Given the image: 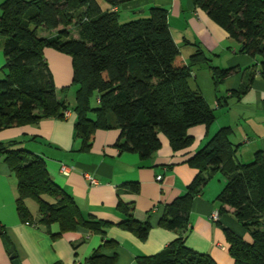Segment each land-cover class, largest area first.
<instances>
[{
  "label": "trees",
  "instance_id": "obj_1",
  "mask_svg": "<svg viewBox=\"0 0 264 264\" xmlns=\"http://www.w3.org/2000/svg\"><path fill=\"white\" fill-rule=\"evenodd\" d=\"M129 0H3L0 4V47L5 55L4 77L0 79V129L37 123L45 118H65L76 114L75 134L81 150L91 146L97 129L120 130L115 146L119 151L136 152L149 159L160 148L163 133L172 148L189 146L193 138L187 130L195 125L209 127L215 121L214 109L201 92L192 89L193 68L210 70L218 86L235 67L211 64L207 54L196 46L186 61L173 41L167 10L151 7L146 17L119 21L116 7ZM196 7L240 44V51L259 58L258 70L264 79V0H192ZM77 30V37L70 29ZM47 32L39 36L38 30ZM52 32H54L52 34ZM52 47L72 59V84L76 86L72 106L65 90L53 83L43 49ZM253 75L233 95L240 97L250 87ZM96 98V105L92 99ZM233 129L219 128L205 146L186 163L197 174L183 194L165 206L159 225L181 233L152 255H138V264H217L208 253L189 248L186 229L194 198L217 174L226 184L216 196L218 215L232 208L235 219L251 236L223 228L228 252L234 264H264V154L256 151L249 162L235 158L231 141ZM16 139L0 141V161L7 164L16 179V211L25 224L59 225L53 238L76 228L102 237V244L88 257L89 264H116V255L101 252L118 243L105 237L114 224L93 215H84L74 198L53 182L44 160L19 147ZM126 191L139 192V183L122 184ZM120 190L117 191L118 194ZM37 205L35 217L29 203ZM122 216L115 223L145 240L151 229L148 220L134 217V202H117Z\"/></svg>",
  "mask_w": 264,
  "mask_h": 264
},
{
  "label": "crops",
  "instance_id": "obj_2",
  "mask_svg": "<svg viewBox=\"0 0 264 264\" xmlns=\"http://www.w3.org/2000/svg\"><path fill=\"white\" fill-rule=\"evenodd\" d=\"M151 7L167 10L171 37L186 61L198 45L212 65L236 68L218 86L213 84L208 68H193L189 85L199 90L214 109L215 121L209 127L203 124L190 127L187 133L193 141L189 146L174 151L167 137L159 133L160 148L151 158L142 161L136 152L119 151L115 142L120 130L110 128L97 129L91 146L81 150V140L75 134L76 114L72 109L63 119L45 118L33 124L0 129V141L19 140L20 148L44 160L53 182L74 198L84 215L114 223L106 228L105 237L117 241L118 245L103 247L101 252L115 254L116 264H138V255L158 252L181 233V230L161 227L160 217L165 206L183 194L197 174V169L186 160L205 146L219 128L233 129L231 141L238 161H251L259 150L264 154V79L257 72L260 59L241 52L239 42L230 38L192 0H129L115 9L119 21L125 22L146 17ZM70 34L77 37L76 28L72 27ZM43 55L55 87L58 90L70 87L66 85L72 82L71 57L49 47L43 49ZM4 65L5 55L0 47V79L5 74ZM250 75L253 79L247 92L240 97L233 95L232 90L239 88ZM86 174L93 176L97 183L91 184ZM158 175L161 180L156 179ZM217 176L193 200L186 244L195 251L208 253L217 264H234L223 228L248 243L252 239L229 206H225L226 211L217 219L211 217L219 209L215 199L223 187V183H215ZM126 182L139 183V192L124 190L122 184ZM16 194V179L7 164L0 161V264H12L10 247L19 264H89L87 257L102 244L101 235L79 227L53 238L51 234L59 232L57 223L46 226L21 222L16 211ZM119 198L125 203L134 202L137 220L149 221L151 229L145 240L115 225L122 217L116 208ZM29 208L37 217L32 203Z\"/></svg>",
  "mask_w": 264,
  "mask_h": 264
},
{
  "label": "rangeland",
  "instance_id": "obj_3",
  "mask_svg": "<svg viewBox=\"0 0 264 264\" xmlns=\"http://www.w3.org/2000/svg\"><path fill=\"white\" fill-rule=\"evenodd\" d=\"M38 35L39 36H45V32H44V30H42V29H39L38 30ZM49 48H52V47H49ZM52 49H54V48H52ZM44 56V55H43ZM44 58H45V56H44ZM46 59V58H45ZM46 62H47V64H48V61L46 60ZM72 83V82H71ZM71 83H70V85H66V86H70V87H68L64 92H65V94H66V96H67V99H68V101L70 102V105L72 104H74V101H75V95H76V86H74V84H72L71 85ZM69 97V98H68ZM92 104L93 105H96V98H93L92 99ZM216 176V175H215ZM214 176V177H215ZM213 177V178H214ZM213 178H211L210 180H212ZM216 179V181H215V183H217L218 181L220 182V183H223V187L225 186V184H226V179H225V177L222 175V174H218V176H217V178H215ZM209 180V181H210ZM223 187H222V189H223ZM32 205H33V209H35L34 211H36V209H37V205L34 203V202H32Z\"/></svg>",
  "mask_w": 264,
  "mask_h": 264
},
{
  "label": "built area",
  "instance_id": "obj_4",
  "mask_svg": "<svg viewBox=\"0 0 264 264\" xmlns=\"http://www.w3.org/2000/svg\"><path fill=\"white\" fill-rule=\"evenodd\" d=\"M68 113H69V111H66V112H65V116H67ZM62 169H63L64 173H66L65 168H64L63 166H62ZM85 176L87 177V179L89 180V182H90L91 184H95V183H97V180H96L93 176H91V175H87V174H86ZM156 179H157V180H161V175H158V176L156 177ZM211 217L217 219V218H218V210H215V211L211 214Z\"/></svg>",
  "mask_w": 264,
  "mask_h": 264
},
{
  "label": "water",
  "instance_id": "obj_5",
  "mask_svg": "<svg viewBox=\"0 0 264 264\" xmlns=\"http://www.w3.org/2000/svg\"><path fill=\"white\" fill-rule=\"evenodd\" d=\"M9 251H10V253H11L12 264H19V260H18V258H17V256H16V253L14 252L13 247H10V248H9Z\"/></svg>",
  "mask_w": 264,
  "mask_h": 264
}]
</instances>
